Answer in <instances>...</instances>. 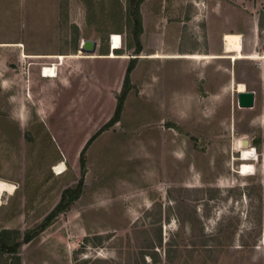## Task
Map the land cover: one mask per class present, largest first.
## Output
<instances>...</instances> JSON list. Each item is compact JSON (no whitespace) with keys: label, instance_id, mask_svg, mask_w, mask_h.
<instances>
[{"label":"rangeland","instance_id":"rangeland-1","mask_svg":"<svg viewBox=\"0 0 264 264\" xmlns=\"http://www.w3.org/2000/svg\"><path fill=\"white\" fill-rule=\"evenodd\" d=\"M95 1L89 23L83 0H0V178L17 186L0 234L21 243L0 264H264V58L174 57L231 56L235 37L264 57V0H145L140 55L103 16L113 0ZM112 34L118 58H72L84 40L106 54ZM154 53L171 56L141 58ZM138 56L120 120L103 131ZM234 82L255 92L253 108L238 106ZM238 139L257 151L253 175L239 173ZM82 178V195L41 229Z\"/></svg>","mask_w":264,"mask_h":264},{"label":"trees","instance_id":"trees-1","mask_svg":"<svg viewBox=\"0 0 264 264\" xmlns=\"http://www.w3.org/2000/svg\"><path fill=\"white\" fill-rule=\"evenodd\" d=\"M145 0H125L122 2L121 0H113L111 2V6L113 8H117L115 10L107 11V13H103V16L106 18L108 23L113 26H116L115 30H118L121 26L127 29L128 34V43L127 49H133L135 55H140L143 47L141 43V35L143 33V21L141 14V5ZM86 8H87V20L89 23L93 21V15L95 14V5L97 4L95 0H83ZM103 10L105 9V0L100 2ZM100 6V7H101ZM121 27V28H122ZM120 31V30H119ZM98 32H104L101 29H98ZM117 32V31H115ZM120 51L117 50V53ZM122 55V53L118 54ZM137 58H134L130 61L123 82V87L121 91V95L118 99V104L116 106V110L113 118L109 123L102 129L103 131L107 130L109 127L116 124L121 117L123 112L124 103L126 97L128 95L130 86H131V73L135 68ZM94 138V137H93ZM92 138V140H93ZM91 141V140H90ZM90 141L81 152L80 163L82 170L85 169V152L90 144ZM84 189V179L82 178L74 187L68 188L64 191L60 203L54 209V211L47 217L46 221L41 226V229H44L48 226V224L53 220V218L60 212H65L69 209L70 205L77 200L83 193ZM16 233L5 230L0 234V253L1 254H17L18 249L21 246L20 242L16 240ZM13 236V237H12ZM33 235L28 232L24 238V242L28 243L32 240ZM16 262L14 264H20V258L15 257ZM12 264V263H11Z\"/></svg>","mask_w":264,"mask_h":264},{"label":"bare ground","instance_id":"bare-ground-1","mask_svg":"<svg viewBox=\"0 0 264 264\" xmlns=\"http://www.w3.org/2000/svg\"><path fill=\"white\" fill-rule=\"evenodd\" d=\"M111 45L112 49H121L122 48V36L119 34H112L111 37ZM230 50L233 52V55H201V54H194V55H187L183 56L184 58H187L189 60L193 61H208V60H217V59H231V60H240V59H255V60H261L264 57L259 56H245L243 53V46H242V39L235 37L233 38L232 42L230 43ZM81 52V51H80ZM83 56H75L72 58H99L101 56L96 55H86L84 53H81ZM27 58H35V59H44V58H52V59H58L61 60V62L67 58L63 55L58 56H46V55H26ZM119 57V56H118ZM116 54L113 52L109 58L110 59H116L118 58ZM123 58H126L127 56H122ZM59 62V61H58ZM59 63L57 64H49L43 67L41 70V74L44 78H50L55 79L58 76V68ZM62 65V64H61ZM234 90L236 93L247 91V86L244 83L241 82H234ZM236 150L240 152L241 160L245 161L242 166L239 167V173L242 176H250L255 173V166L251 163L252 161H255L257 159V151L252 146H244L243 145V139H238L236 143ZM250 162V163H249ZM54 171L56 174L60 175L63 174L66 171V164L64 162H60L55 165ZM17 191V186L15 183L9 182L5 179L0 178V205H2L3 202V195H14Z\"/></svg>","mask_w":264,"mask_h":264},{"label":"water","instance_id":"water-1","mask_svg":"<svg viewBox=\"0 0 264 264\" xmlns=\"http://www.w3.org/2000/svg\"><path fill=\"white\" fill-rule=\"evenodd\" d=\"M97 42L93 40H84L81 46V52L93 55L96 52ZM238 106L240 108H253L255 105L256 94L254 91H243L237 93ZM244 146H248V141H243Z\"/></svg>","mask_w":264,"mask_h":264},{"label":"crops","instance_id":"crops-1","mask_svg":"<svg viewBox=\"0 0 264 264\" xmlns=\"http://www.w3.org/2000/svg\"><path fill=\"white\" fill-rule=\"evenodd\" d=\"M224 33H226V32H224ZM223 34H222V37H223ZM81 46H80V50L79 51H81ZM117 50H120V49H112V47L110 45V48H109V50H107L106 54H96V52L100 53V51L98 49V44H97L96 52L94 54L97 55V56H107L111 52H114V53H116L118 55ZM216 53H219V52H207V53H203V52L197 53L196 52V53H191V54H178V55H174V57H183V56L194 55V54H201V55H223V54H225V50L223 51L222 54H216ZM86 55H88V54H86ZM168 56H171V55H165V54H161V53H154V54H150V55H142L141 58H143V59H145V58L146 59H150L151 58L152 59V58L168 57ZM138 58H139V56L137 57V59ZM106 59H108V58H106ZM185 60L191 61L189 59H185ZM218 60H221V59H218ZM11 196H13V195H11Z\"/></svg>","mask_w":264,"mask_h":264}]
</instances>
